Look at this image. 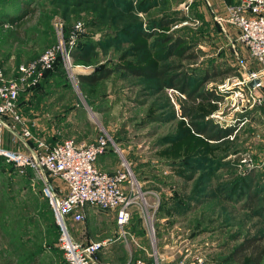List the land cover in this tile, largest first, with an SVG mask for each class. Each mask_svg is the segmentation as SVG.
Segmentation results:
<instances>
[{
  "label": "rangeland",
  "instance_id": "374dc122",
  "mask_svg": "<svg viewBox=\"0 0 264 264\" xmlns=\"http://www.w3.org/2000/svg\"><path fill=\"white\" fill-rule=\"evenodd\" d=\"M124 1L134 6L144 2V8L156 5L147 14L126 15L125 19L116 23L118 27L137 20L146 27L154 19L173 12L187 18L189 24L183 26L184 30L171 26L165 32L181 33L189 38L188 41L192 39L197 44L193 50L198 53L199 59L192 65L191 61L173 56L161 64L173 65V68L187 70L188 73L197 71L192 73L195 77L206 70L225 72L230 69L229 74L202 83V90L215 91L218 96L211 102L216 107L215 111L204 120L224 128L234 125L237 129L235 139L226 145L207 142L213 148L209 150L211 153L204 155L211 161L210 168H207L208 165L203 168L197 162L191 164L199 158L196 154L204 151V148L198 151V135L180 142H163L164 138L171 136L177 140L176 136L184 134V128L188 127L186 121L179 117L183 95L174 89L153 91L150 88L157 84L155 81L152 83L133 77L125 70L113 72L108 79L93 86L82 84L78 78L79 91L76 93L61 63L65 77L54 74L41 83L37 91L21 92L20 111L33 135L44 139L50 146L72 138L66 135L70 132L67 128L70 123L77 126L76 136L90 143L107 135L110 142L100 162L112 164L109 167L112 173L128 167L139 183V196L143 197L149 210L147 215L151 217V223L142 218L135 232H131V224H128L124 230L126 237L123 238L116 227L114 214L91 208L82 222L70 225L76 241L106 243L98 254L99 262L177 264L181 260L201 258L205 264H222L218 256L227 257L243 239L256 234H262L264 238V120L261 117L264 114L252 113L247 117L248 121L241 125L243 119L231 108L228 99L231 91H227L229 86L234 88L233 85L241 81L248 71L256 70L257 66L244 46L236 41V36L225 32V25H230L218 21L223 15L222 0ZM55 2L0 0V68L8 77H16L17 65L35 60L45 50L55 46L61 39L59 27L63 38L67 27H72V32L78 22L87 32V20L97 15L92 11L93 7H85L69 8L71 14L63 17L67 7ZM42 4L45 7L48 5L44 14L38 11L21 22L20 41L14 42L13 37H8V33L18 26V23L7 22L9 18L18 16L24 8L38 9ZM99 10L100 7L98 15ZM1 22L4 23L1 25ZM96 30L92 38L94 41L101 39L106 31L105 28ZM129 46L132 45L125 43L119 50L110 45L106 50L97 47L93 51L95 62L88 66L78 64L72 58L73 72L78 76L90 74L99 65L104 68H113L116 64L133 66L131 60L121 59V54ZM258 93L262 94V91ZM75 109L79 113L73 114ZM62 120L67 121L65 133L57 126ZM3 140L5 146H12L11 149L25 148L8 133ZM185 160L192 168L198 167L194 181L185 182L181 178L190 172L183 165ZM11 168L0 162V264H66L57 248V227L43 195L42 184L27 182L24 176H19ZM202 172L208 176L197 180ZM248 173H253L255 177L254 190L258 191L261 201L254 207L257 208L255 211L263 209L261 216L253 215L250 208L243 207L245 197L231 202H217L216 199L223 194L211 198L213 192L231 182V176ZM193 193L196 194L193 199H201L202 203H188L190 209L178 210L173 212V216L162 219L155 215L160 200H168L170 204L171 198L187 199ZM132 210L133 218L140 215L138 207ZM150 224L153 231L149 230ZM235 234L238 237H230Z\"/></svg>",
  "mask_w": 264,
  "mask_h": 264
},
{
  "label": "built area",
  "instance_id": "2783aa9c",
  "mask_svg": "<svg viewBox=\"0 0 264 264\" xmlns=\"http://www.w3.org/2000/svg\"><path fill=\"white\" fill-rule=\"evenodd\" d=\"M218 21L234 27L236 41L244 46L257 66L256 70L248 71L241 81L233 85L234 88H227V91H231L228 97L231 108L237 114L258 109L261 115L259 108L264 109V0H235L233 5L224 6V13ZM188 24V20H185L173 26V29ZM58 29L61 39L57 44L45 50L37 59L17 65L16 77H8L0 68V158L12 166L19 176L31 174V183L36 181L42 184L43 195L58 230L57 248L66 264H109L101 263L98 259L106 243H80L72 236L70 225L82 222L89 208L114 214L116 227L123 238L126 237L124 230L132 218L133 208L138 207L141 217L151 223V217L147 215L149 210L143 197L139 196V183L128 167L124 166L126 169L112 174L98 168L97 161L105 155L110 142L107 135L100 136L90 144L66 139L50 146L44 139L33 135L20 111L21 92H32L44 73L51 70L59 58L72 88L76 93L79 91L70 51L84 27L80 22L76 23L67 40L63 38L61 27ZM254 80L258 83L251 88L249 84ZM261 91L262 94H259ZM261 117L264 120V115ZM247 121L244 118L241 125ZM5 133L23 143L24 150L5 146ZM150 229L153 231L151 224ZM177 264L205 262L201 258H194L191 261L181 260Z\"/></svg>",
  "mask_w": 264,
  "mask_h": 264
},
{
  "label": "trees",
  "instance_id": "16d2710c",
  "mask_svg": "<svg viewBox=\"0 0 264 264\" xmlns=\"http://www.w3.org/2000/svg\"><path fill=\"white\" fill-rule=\"evenodd\" d=\"M56 1V4L67 7L62 13L63 17H68L71 14L69 8L81 9L87 7L90 9V7H93L92 11L94 13H97V15L87 20L85 24L87 32L84 30L82 34H80L75 43V46L70 51L71 57L74 61L78 62V64L80 63L87 66L93 64L95 62V54H93V51H95L97 47L104 48L106 50L110 45L113 46L115 50H119L121 45L125 43L127 45H132L131 47L129 46L128 50L121 54L122 56H120L122 60H131L133 66H121L120 64H116V66L113 68L105 67L99 73L91 72L87 75H78V78L82 82V84L93 86L99 81L108 79L113 72L125 70L126 73H129L133 77L140 78L144 81L152 83L155 81L157 84L155 86L152 85V88H150L153 91L161 92L164 89H174L179 91L184 97L183 102H181L179 105V117L182 119V121H186V126L188 125V127L186 130L184 128V134L181 133L176 136L177 140H173V136H171L164 138L163 142H180L184 139L194 137L193 135L195 134L198 135L200 139V142L197 146L198 151H200L202 148H204V151L202 153L196 154L199 156V158L197 160H194V162H192L191 164L197 162V164L199 163V166L203 168L207 167V165V168H210L211 161L205 158L204 155L211 153L209 152V150L213 148H211L207 144V142L209 143V141H211L215 144L226 145L235 139L237 132L235 134L234 132L237 129L234 125H232L231 127L228 126L229 128H224L221 125L212 123V121L204 120L205 117L215 111L216 107L213 106L211 102L218 99V96L215 91L202 90V83L210 81L212 78H215L219 75H227L229 74L230 69L225 70V72H220V70L217 72L215 69H213L211 70L212 73L211 71L206 70L202 75H198L197 77H195L192 73H197V71L188 73L187 70L183 71L182 69L179 70L178 68H173V65L161 64L163 62L165 63L173 56L182 61H191L192 65H194L199 59L198 53L193 50L194 46H196L197 44L193 42L192 39L188 41L189 38L187 36H182L181 33L175 34V32H165L166 29H169L171 26L180 24L181 22L187 20V18L181 16L176 12H173L170 14H164L154 19L151 23L146 25V27H144L142 21L138 20L132 23H125L124 26L118 27L116 26V23L122 19H125L126 15H134L137 13L147 14L152 8L155 7L156 4L152 8L149 5H146V7L144 8V2H142L143 4L134 6L133 4L126 3L124 0ZM151 1L153 2L154 0H146V2ZM46 7L48 8V5ZM46 7L44 4H42L38 9L24 8L18 16L9 18L7 22H10L11 24L18 23V26L15 30L8 33V37H13L12 39L14 42L20 41L18 38L21 35L20 29L22 27L21 22L23 21V19L32 17L38 11V13L44 14L45 9H47ZM99 7L100 12L98 15ZM85 11L86 10H84V12ZM3 23L4 22H1V25ZM71 28L72 27H67L64 35L65 40L68 39V36L71 33ZM101 28L106 29L104 35H102L101 39H99L98 41H94L92 38L96 33L95 31H98L96 29ZM180 29L184 30L183 27L178 28L177 30L180 31ZM62 72L63 68L59 58L55 62L53 68L44 73L43 78L41 79L37 87L34 88V91H37L38 88L40 89L41 83L45 82L48 77L53 76L54 74H59L65 77V73ZM252 113V110L245 111L239 115V118H247ZM262 113L264 114V112ZM174 116L175 114L173 115V117ZM161 121L164 120L161 119ZM232 135H234V137L231 140L230 137ZM0 162L5 163L1 158ZM183 162L185 168H188L190 172L188 174H185L181 178L185 182L194 181L195 170H197L198 167L192 168L191 164L186 160ZM206 176H208V174L206 172H202L197 180ZM253 176V173H248L242 176H231V182H228L227 184L221 186L216 193L213 192L211 198L215 199L216 195L223 194L222 197H218V199H216L217 202H231L237 201L241 197H245L246 202L243 207L250 208L253 215L261 216V212L263 209H258L257 211H255L257 209L255 208L257 202H260L261 200L259 193H257L258 191L254 190L255 177ZM24 177L28 182L30 178L29 175ZM195 196V193H193L191 196H189L190 198L187 199H181L176 196L174 199L171 198L170 204H168V200H160L155 215L158 219H162L168 216H173V212H178V210L190 209V206L187 205L188 203H202L201 199H193ZM167 207H170V209ZM141 222V215H136V218L132 217L129 223L131 224V232H135L136 227H140L139 225ZM226 233L230 235L229 232L226 231ZM230 237L236 238L238 236L237 234H235ZM263 239L264 238L262 234H256L250 238H245L238 246H236L232 250V252L227 257H223V255L218 256L219 261L222 264H264ZM86 243L88 242H85L83 244ZM151 264H153V262H151Z\"/></svg>",
  "mask_w": 264,
  "mask_h": 264
},
{
  "label": "crops",
  "instance_id": "0c3cea01",
  "mask_svg": "<svg viewBox=\"0 0 264 264\" xmlns=\"http://www.w3.org/2000/svg\"><path fill=\"white\" fill-rule=\"evenodd\" d=\"M216 2H219V1H217L216 0ZM221 3H222V7H223V13H224V6H228V5H231V4H233L234 3V0H222L221 1ZM206 16V15H205ZM197 17H199V16H197ZM206 20V19H205ZM196 23L198 24L199 23V21H196ZM218 31H219V29H218ZM225 32L227 33V34H229V35H231V34H233V35H235V29H234V27H232L231 25L230 26H226L225 25ZM206 33H209V31L208 32H206ZM227 38H229V37H227ZM24 110V109H23ZM79 110H74V112H72L73 114H76V113H79L78 112ZM260 110H258V109H255L254 110V112L253 113H257V112H259ZM71 113V116H73L74 117V115ZM70 118H67V120H69ZM67 121L65 120H62V121H60L59 123H57V126H58V128H60V129H63L61 132H63V133H65L64 132V130H65V128H66V123ZM70 123V122H69ZM69 123L67 124V125H69ZM29 124V123H28ZM71 125L70 126H67V128H68V130L70 131V132H67L66 133V135H68L69 137L71 136L72 138H70V139H73L76 143H79V144H90V142L89 141H86V140H84V139H81V137H78V136H76V134H75V131H76V129H77V126L75 125V124H72V123H70ZM69 139V138H68ZM64 141V140H63ZM59 142H60V140H59ZM62 142V141H61ZM15 143V142H14ZM31 144H33V143H31ZM7 147H12L11 145L10 146H7ZM104 156V155H103ZM102 156V157H103ZM101 158V157H100ZM98 159V161H97V166H98V168L100 169V170H102V171H105V172H107V173H110V174H112V172H111V170L109 169V167L112 165V164H109V165H105V164H103V163H101L100 162V160L101 159ZM89 209H91V208H89ZM88 209V210H89ZM87 210V211H88Z\"/></svg>",
  "mask_w": 264,
  "mask_h": 264
},
{
  "label": "water",
  "instance_id": "95a60500",
  "mask_svg": "<svg viewBox=\"0 0 264 264\" xmlns=\"http://www.w3.org/2000/svg\"><path fill=\"white\" fill-rule=\"evenodd\" d=\"M103 69H104V66H103V65H99V66H97V67L93 70V72H95V73H99V72L102 71ZM257 83H258V81H257V80H254V81L250 82L249 86H250L251 88H253Z\"/></svg>",
  "mask_w": 264,
  "mask_h": 264
}]
</instances>
